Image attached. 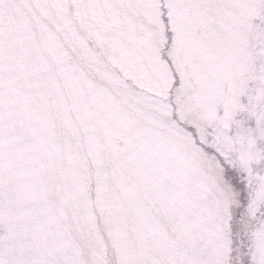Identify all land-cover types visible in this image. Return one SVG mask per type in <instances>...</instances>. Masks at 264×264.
<instances>
[{"label": "snow or ice", "instance_id": "1", "mask_svg": "<svg viewBox=\"0 0 264 264\" xmlns=\"http://www.w3.org/2000/svg\"><path fill=\"white\" fill-rule=\"evenodd\" d=\"M0 264H264V0H0Z\"/></svg>", "mask_w": 264, "mask_h": 264}]
</instances>
